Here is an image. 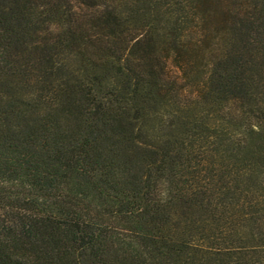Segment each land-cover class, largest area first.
Instances as JSON below:
<instances>
[{
	"label": "trees",
	"instance_id": "obj_1",
	"mask_svg": "<svg viewBox=\"0 0 264 264\" xmlns=\"http://www.w3.org/2000/svg\"><path fill=\"white\" fill-rule=\"evenodd\" d=\"M0 264H264V0H0Z\"/></svg>",
	"mask_w": 264,
	"mask_h": 264
}]
</instances>
